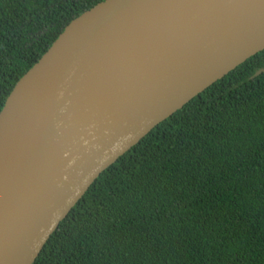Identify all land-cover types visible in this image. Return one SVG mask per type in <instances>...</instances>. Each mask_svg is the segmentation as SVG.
I'll return each instance as SVG.
<instances>
[{"label":"water","instance_id":"water-1","mask_svg":"<svg viewBox=\"0 0 264 264\" xmlns=\"http://www.w3.org/2000/svg\"><path fill=\"white\" fill-rule=\"evenodd\" d=\"M262 50L264 0H103L74 18L0 111V264H33L101 172Z\"/></svg>","mask_w":264,"mask_h":264},{"label":"trees","instance_id":"trees-1","mask_svg":"<svg viewBox=\"0 0 264 264\" xmlns=\"http://www.w3.org/2000/svg\"><path fill=\"white\" fill-rule=\"evenodd\" d=\"M103 0H0V111ZM264 50L106 168L33 264H264Z\"/></svg>","mask_w":264,"mask_h":264}]
</instances>
